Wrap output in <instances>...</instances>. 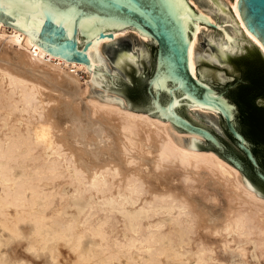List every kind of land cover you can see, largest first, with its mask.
Here are the masks:
<instances>
[{"label": "bare ground", "instance_id": "obj_1", "mask_svg": "<svg viewBox=\"0 0 264 264\" xmlns=\"http://www.w3.org/2000/svg\"><path fill=\"white\" fill-rule=\"evenodd\" d=\"M237 2L214 0L223 21L203 8L196 16L224 29L211 36L217 47H233L235 13L244 35L264 52ZM181 18L186 30L193 24L189 62L198 77L204 22L188 13ZM42 23L0 4V234L14 249L8 259L0 238V264H25L26 237L42 241L50 264L72 263L73 252L97 255L104 264H232L217 241L235 237L253 238L263 257L264 197L248 188L239 169L184 144L183 138L201 135L131 109L110 91L116 75L103 44L131 29L90 40L87 64L44 49L38 42ZM212 58L219 60L218 52ZM80 71L90 77L85 84ZM221 234L226 239L216 237ZM237 247L247 257L245 243ZM28 248L38 250L34 242Z\"/></svg>", "mask_w": 264, "mask_h": 264}, {"label": "water", "instance_id": "obj_2", "mask_svg": "<svg viewBox=\"0 0 264 264\" xmlns=\"http://www.w3.org/2000/svg\"><path fill=\"white\" fill-rule=\"evenodd\" d=\"M21 12L43 21L38 42L49 53L90 64L89 41L99 36L114 39V33L131 29L145 35L157 45L156 57L145 59L115 54L121 76L110 78L111 92L126 96L129 108L169 120L174 128L203 137L183 138L186 146L209 150L239 169V177L264 197V144L254 133L240 128L239 107L231 96L236 79L244 78V63L253 57L263 65L260 45L244 35L233 13V47L210 44L223 61L224 74L231 82L223 84L219 72L203 65L210 75L195 77L190 69L189 46L193 24L186 30L181 14L188 13L218 33L224 29L196 16L186 0H0ZM237 9L246 28L264 47V0H238ZM124 40V39H119ZM139 59V61H138ZM208 63V62H207ZM189 109L216 114L223 122L227 140L242 150L244 158L233 152L221 137L199 122ZM262 144V145H261ZM249 164H246L244 159Z\"/></svg>", "mask_w": 264, "mask_h": 264}, {"label": "rangeland", "instance_id": "obj_3", "mask_svg": "<svg viewBox=\"0 0 264 264\" xmlns=\"http://www.w3.org/2000/svg\"><path fill=\"white\" fill-rule=\"evenodd\" d=\"M190 1V0H189ZM195 4H193V7L196 9V11L199 10V8H203L210 14H212L214 17H217L218 20L223 21L224 17L223 15H217L215 13V3L214 0H194ZM229 4L232 0H222ZM219 34L216 30L213 28L203 25L202 30L199 32V38L197 43V53L199 55V61H198V68L197 72L199 75L202 76V74L209 76L210 71H202V64L206 65L217 72H219L223 84L230 83L231 82V76L230 74H224V66L223 61H219L218 59H213L212 56H216V51L209 47V41L211 40V36L219 37ZM121 39L124 40H117V41H109L105 42L103 44V53L107 60L109 69L113 70V74L117 76H121V69L116 64L115 61V54H125L129 51H133L134 53L138 54L141 53V51L144 52V58L141 60L138 64H142L145 59L156 57L157 53V45L152 40H142L139 36L137 37L136 34L129 30L126 34L121 36ZM211 43H215L210 41ZM217 45V44H216ZM208 62V63H207ZM88 73L80 71V77L81 82L83 84L86 83V81L90 80V77L87 75ZM120 95V94H119ZM124 97L127 102L128 98L126 96L120 95ZM189 113L192 114L199 122H201L203 125L209 127L218 135L221 137V140L227 144V146L235 152L238 156L244 158L242 150H240L238 147H235L232 143H230L227 140L225 129L223 122L219 119V117L216 114L208 113L204 111H196L194 109H189ZM0 238L5 244V256L8 259H11L14 257V249H13V242L12 240L7 239L6 237H3L0 234ZM216 237L226 239L224 237V234L218 235ZM34 242L36 246L38 247V250L35 251L34 249H29L28 246ZM219 245H217V249L219 252L224 254V256L229 260L230 263H244L245 261H249V264H264V256L259 258L256 253L258 252L257 244L253 241V238L247 239L244 237H235L230 242H227V244H224L222 240L217 241ZM244 242L247 247V257H244L239 248L237 247V244ZM51 241L46 243L47 245L50 244ZM25 244V245H24ZM23 247H21L22 253H24L23 258H25V264H50L51 258L50 254L47 253V248L42 249V241L38 238L31 240L30 237H26L24 239ZM64 248H67L68 244L63 245ZM69 254V253H68ZM73 258L72 263L70 264H104L103 260L100 259L97 255L92 258H85L84 256L78 257L76 253L73 252ZM61 261H66V259L62 258ZM169 264V263H165Z\"/></svg>", "mask_w": 264, "mask_h": 264}, {"label": "trees", "instance_id": "obj_4", "mask_svg": "<svg viewBox=\"0 0 264 264\" xmlns=\"http://www.w3.org/2000/svg\"><path fill=\"white\" fill-rule=\"evenodd\" d=\"M245 78L247 82H239L232 88L231 96L239 107L240 128L254 133L264 142V104L258 105L256 97L264 92V69L257 63L247 61L244 63Z\"/></svg>", "mask_w": 264, "mask_h": 264}, {"label": "flooded vegetation", "instance_id": "obj_5", "mask_svg": "<svg viewBox=\"0 0 264 264\" xmlns=\"http://www.w3.org/2000/svg\"><path fill=\"white\" fill-rule=\"evenodd\" d=\"M247 61H252V62H254V63H257V65L259 66V67H261L262 69H264V64L263 65H261L258 61H257V59H255V58H253V57H249V59L247 60ZM247 61H245V62H247ZM248 80L244 77V78H240V79H236V81H235V83L233 84V85H237V83H239V82H247ZM256 103L258 104V105H263L264 104V92L262 93V94H259L257 97H256ZM264 143V142H263ZM262 145V144H261ZM262 147L264 148V144L262 145ZM253 150H254V152L256 153V155H257V157L259 158V161H260V163H261V165L263 166V168H264V164H263V162H262V160H261V158H260V156L258 155V153H257V150H256V146L255 145H253ZM244 161L246 162V164H249V162L247 161V159L245 158L244 159ZM250 165V164H249ZM251 166V165H250Z\"/></svg>", "mask_w": 264, "mask_h": 264}]
</instances>
